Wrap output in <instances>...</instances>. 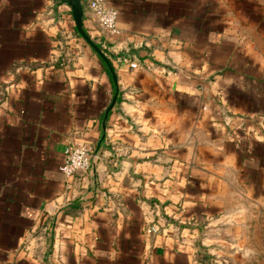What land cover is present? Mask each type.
Listing matches in <instances>:
<instances>
[{
  "label": "crops",
  "instance_id": "crops-1",
  "mask_svg": "<svg viewBox=\"0 0 264 264\" xmlns=\"http://www.w3.org/2000/svg\"><path fill=\"white\" fill-rule=\"evenodd\" d=\"M82 1L105 127L70 5L0 0V264H202L208 221L264 197V0H106L118 35ZM71 143L94 158L65 177Z\"/></svg>",
  "mask_w": 264,
  "mask_h": 264
},
{
  "label": "rangeland",
  "instance_id": "rangeland-1",
  "mask_svg": "<svg viewBox=\"0 0 264 264\" xmlns=\"http://www.w3.org/2000/svg\"><path fill=\"white\" fill-rule=\"evenodd\" d=\"M210 219L196 236L202 264H264V197L245 201L233 215Z\"/></svg>",
  "mask_w": 264,
  "mask_h": 264
},
{
  "label": "built area",
  "instance_id": "built-area-1",
  "mask_svg": "<svg viewBox=\"0 0 264 264\" xmlns=\"http://www.w3.org/2000/svg\"><path fill=\"white\" fill-rule=\"evenodd\" d=\"M88 8L90 17L93 21L94 27L101 34H120V29L117 26L119 18V10L107 4L106 0H88ZM122 61L127 62L132 68L137 66L136 62L129 57H122ZM117 156L126 154V151L115 149ZM93 147L89 143H71L64 153V161L60 166V170L65 177H71L80 172H87L93 162ZM158 229L153 225L149 231H157Z\"/></svg>",
  "mask_w": 264,
  "mask_h": 264
},
{
  "label": "water",
  "instance_id": "water-1",
  "mask_svg": "<svg viewBox=\"0 0 264 264\" xmlns=\"http://www.w3.org/2000/svg\"><path fill=\"white\" fill-rule=\"evenodd\" d=\"M64 3H68L72 9L73 12V17H74V22L76 29L78 33L81 35L83 40L94 49V51L103 59V61L106 63L114 84H115V93L113 96V99L111 101V104L106 110L104 121H103V126H106V122L109 116L110 111L112 108L115 106L119 94V81H118V76L115 71V68L113 64L111 63V60L108 56V50L100 46L99 43L88 33V31L85 29L84 26V15H85V10H84V5L82 0H62Z\"/></svg>",
  "mask_w": 264,
  "mask_h": 264
},
{
  "label": "trees",
  "instance_id": "trees-1",
  "mask_svg": "<svg viewBox=\"0 0 264 264\" xmlns=\"http://www.w3.org/2000/svg\"><path fill=\"white\" fill-rule=\"evenodd\" d=\"M77 34L79 35L80 38H82L81 35L78 33V31H77ZM99 45L102 46V44H99Z\"/></svg>",
  "mask_w": 264,
  "mask_h": 264
}]
</instances>
